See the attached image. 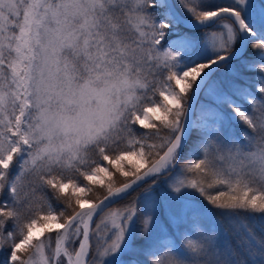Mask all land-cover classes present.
<instances>
[{
  "label": "snow or ice",
  "instance_id": "obj_1",
  "mask_svg": "<svg viewBox=\"0 0 264 264\" xmlns=\"http://www.w3.org/2000/svg\"><path fill=\"white\" fill-rule=\"evenodd\" d=\"M117 41L147 49L150 80L100 70L119 66ZM253 129L259 0H0V264H165L186 256L169 230L189 221L224 264H264ZM189 194L229 219L235 245L196 222L207 209Z\"/></svg>",
  "mask_w": 264,
  "mask_h": 264
},
{
  "label": "clouds",
  "instance_id": "obj_2",
  "mask_svg": "<svg viewBox=\"0 0 264 264\" xmlns=\"http://www.w3.org/2000/svg\"><path fill=\"white\" fill-rule=\"evenodd\" d=\"M117 55L119 56V66L116 67L112 64H108L102 66L100 68L101 71L104 70L105 67L113 70L116 73L122 74V76L128 77L132 80H145L151 79L149 73L148 62L151 60V56L148 59H145V54L147 53V49H138V46L133 44L132 42H127L125 44H121L119 41L116 42ZM90 51L95 55L96 49L95 47L90 48ZM123 52V55L120 53ZM86 60V58H85ZM85 60L81 61V64L85 62ZM111 79L112 77H107ZM98 86H104V80H100L97 82ZM57 102L55 99L51 102V109L53 112L56 111ZM39 123V121H37ZM253 133L260 132L261 135H264V132H261L260 129H253ZM50 142L57 147L61 145H65V138L61 134H54L50 141L46 140L45 143ZM255 151V148L252 149ZM249 166L254 167L255 164L252 161H249ZM181 247L185 250L186 256H179L176 254L175 249L173 248L169 254L168 260L165 264H224L223 257H215L211 254V248L209 242L204 239L203 234L197 232L195 229L192 232L185 234L181 238Z\"/></svg>",
  "mask_w": 264,
  "mask_h": 264
},
{
  "label": "rangeland",
  "instance_id": "obj_3",
  "mask_svg": "<svg viewBox=\"0 0 264 264\" xmlns=\"http://www.w3.org/2000/svg\"><path fill=\"white\" fill-rule=\"evenodd\" d=\"M259 3L263 5L260 0ZM173 35V34H170ZM167 39V38H166ZM201 100H203L205 103H210L211 101L206 100L203 95L200 97ZM228 111H231L230 109ZM243 129L240 128V131ZM159 191V189L157 190ZM189 198L194 200L197 204V207L201 209H207V213L205 215H201L196 222L200 223L205 229L207 230H217L219 232L218 236V242L223 245L225 242H231L233 245L236 243L237 237L233 234L234 228L232 223H230L228 218L222 217L219 212H213L210 207L208 206V203L206 200L199 196L191 195L189 194ZM242 219V218H241ZM98 222V220H97ZM239 222V221H237ZM248 222L251 223V217L248 218ZM193 221H189L187 224L182 225L179 229L176 228H170L169 232L172 236L173 241L177 244H181V240L179 236L177 235V232H183V231H192L191 225ZM75 247L78 248V244L75 245Z\"/></svg>",
  "mask_w": 264,
  "mask_h": 264
},
{
  "label": "trees",
  "instance_id": "obj_4",
  "mask_svg": "<svg viewBox=\"0 0 264 264\" xmlns=\"http://www.w3.org/2000/svg\"><path fill=\"white\" fill-rule=\"evenodd\" d=\"M191 31H196V30H191ZM173 36H174V34H173ZM249 51H255V50H252L250 47H249ZM193 135H195V130H193ZM150 182V181H149ZM158 190V189H157ZM139 191V190H138ZM132 195L133 196H135L136 195V193H132ZM208 203V202H207ZM208 206L210 207V209L212 210V208H211V206L208 204ZM112 207H114V208H118V207H121V204H114ZM213 211V210H212ZM213 212H217V211H213ZM243 219V218H242ZM255 232H256V234H257V237L258 238H264V231H262L261 230V228L260 227H258V226H256L255 227Z\"/></svg>",
  "mask_w": 264,
  "mask_h": 264
},
{
  "label": "water",
  "instance_id": "obj_5",
  "mask_svg": "<svg viewBox=\"0 0 264 264\" xmlns=\"http://www.w3.org/2000/svg\"><path fill=\"white\" fill-rule=\"evenodd\" d=\"M260 2L264 5V0H260ZM188 19H190V18H188ZM182 27H184V26L182 25ZM188 29L196 30V28L193 25H188ZM96 220H97V218H94V224H95ZM94 224L92 227H94Z\"/></svg>",
  "mask_w": 264,
  "mask_h": 264
}]
</instances>
